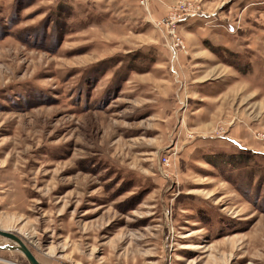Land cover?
I'll return each instance as SVG.
<instances>
[{"label":"rangeland","instance_id":"1","mask_svg":"<svg viewBox=\"0 0 264 264\" xmlns=\"http://www.w3.org/2000/svg\"><path fill=\"white\" fill-rule=\"evenodd\" d=\"M0 230L42 264H264V0H0Z\"/></svg>","mask_w":264,"mask_h":264},{"label":"water","instance_id":"2","mask_svg":"<svg viewBox=\"0 0 264 264\" xmlns=\"http://www.w3.org/2000/svg\"><path fill=\"white\" fill-rule=\"evenodd\" d=\"M0 235L3 237L9 238L14 243L13 245H9V247H3L7 249H14L22 252L26 259L29 261V264H42L40 261L36 258L30 247L25 244L18 236H16L12 232H6L3 230H0Z\"/></svg>","mask_w":264,"mask_h":264},{"label":"crops","instance_id":"3","mask_svg":"<svg viewBox=\"0 0 264 264\" xmlns=\"http://www.w3.org/2000/svg\"><path fill=\"white\" fill-rule=\"evenodd\" d=\"M0 264H7V263H1V262H0ZM9 264H16V263H12V262H11V263H9Z\"/></svg>","mask_w":264,"mask_h":264},{"label":"trees","instance_id":"4","mask_svg":"<svg viewBox=\"0 0 264 264\" xmlns=\"http://www.w3.org/2000/svg\"><path fill=\"white\" fill-rule=\"evenodd\" d=\"M210 48H211V49H214V47H213V46H210Z\"/></svg>","mask_w":264,"mask_h":264},{"label":"built area","instance_id":"5","mask_svg":"<svg viewBox=\"0 0 264 264\" xmlns=\"http://www.w3.org/2000/svg\"><path fill=\"white\" fill-rule=\"evenodd\" d=\"M141 2H144V0H141Z\"/></svg>","mask_w":264,"mask_h":264}]
</instances>
